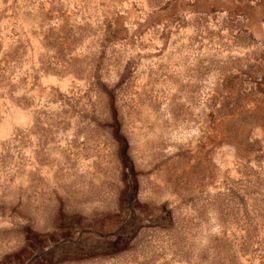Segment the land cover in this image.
<instances>
[{"label":"rangeland","instance_id":"rangeland-1","mask_svg":"<svg viewBox=\"0 0 264 264\" xmlns=\"http://www.w3.org/2000/svg\"><path fill=\"white\" fill-rule=\"evenodd\" d=\"M0 264H264V0H0Z\"/></svg>","mask_w":264,"mask_h":264}]
</instances>
